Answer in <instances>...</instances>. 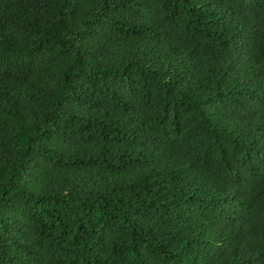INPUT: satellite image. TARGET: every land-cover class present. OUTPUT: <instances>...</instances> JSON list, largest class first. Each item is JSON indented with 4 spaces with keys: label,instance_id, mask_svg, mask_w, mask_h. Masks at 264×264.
<instances>
[{
    "label": "trees",
    "instance_id": "obj_1",
    "mask_svg": "<svg viewBox=\"0 0 264 264\" xmlns=\"http://www.w3.org/2000/svg\"><path fill=\"white\" fill-rule=\"evenodd\" d=\"M0 264H264V0H0Z\"/></svg>",
    "mask_w": 264,
    "mask_h": 264
}]
</instances>
